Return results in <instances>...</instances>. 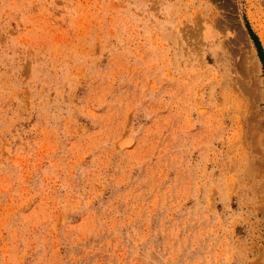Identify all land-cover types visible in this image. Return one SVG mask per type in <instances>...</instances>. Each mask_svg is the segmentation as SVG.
Returning <instances> with one entry per match:
<instances>
[{
    "label": "rangeland",
    "instance_id": "obj_1",
    "mask_svg": "<svg viewBox=\"0 0 264 264\" xmlns=\"http://www.w3.org/2000/svg\"><path fill=\"white\" fill-rule=\"evenodd\" d=\"M0 264H264V0H0Z\"/></svg>",
    "mask_w": 264,
    "mask_h": 264
}]
</instances>
